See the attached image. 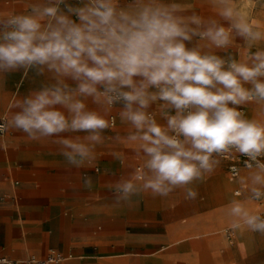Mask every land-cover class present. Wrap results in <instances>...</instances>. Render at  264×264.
Instances as JSON below:
<instances>
[{
  "label": "clouds",
  "instance_id": "9594fccd",
  "mask_svg": "<svg viewBox=\"0 0 264 264\" xmlns=\"http://www.w3.org/2000/svg\"><path fill=\"white\" fill-rule=\"evenodd\" d=\"M219 3L218 15L228 28L214 19L183 16L176 0H37L24 11L0 14V73L35 69L43 75L47 70L55 81L14 101L18 111L0 117V134L15 130L39 139L86 132L87 142L60 141L62 155L80 167L112 126L105 117L119 104L121 122L135 131L115 139L138 143L136 154L142 152L146 160L132 179L115 185L117 204L141 191L167 197L211 174L220 163L216 157L232 152L254 162L258 171L252 181L258 187L251 191L259 199L264 122L246 118L238 107L264 105V51L251 53L247 62L226 61L186 43L199 37L223 49L231 44L232 32L249 42L264 39L230 0ZM88 99L95 109L88 107ZM157 103L165 125L148 111ZM85 185L90 188L91 180ZM196 195L187 189V199ZM230 214L238 218L231 230L243 225L264 235V217L241 202L231 203ZM0 264L13 262L4 256ZM31 264H66V258L50 250L47 257L31 258Z\"/></svg>",
  "mask_w": 264,
  "mask_h": 264
},
{
  "label": "crops",
  "instance_id": "0c3cea01",
  "mask_svg": "<svg viewBox=\"0 0 264 264\" xmlns=\"http://www.w3.org/2000/svg\"><path fill=\"white\" fill-rule=\"evenodd\" d=\"M234 1L230 0L231 6ZM33 2L37 0H0V14L24 11ZM67 2L75 4L77 0ZM127 2L121 0L122 4ZM176 2L182 4L185 17L195 14L228 28L218 15L219 0ZM186 43L189 48L199 47L226 61L247 62L251 53L264 51V39L249 42L235 32L231 33V44L223 49L199 37ZM51 77L47 70L38 75L35 69L0 73V116L18 111L12 107L14 101L54 83ZM86 103L90 109L96 108L91 99ZM121 107L113 106L105 117L110 120L113 116L112 126L100 134L101 142L93 145L90 158L80 167L69 164L62 155L60 141L87 142L86 132L39 139L15 130L0 135V257H46L50 250H56L67 257L66 264H217L221 255L214 248L204 247L202 233L196 232L236 221L230 214L231 203L236 201L230 190L233 187V195H240L241 181H252L258 170L241 168L238 176L230 179L227 161L216 158L220 163L211 174L175 189L167 197L141 191L117 204L113 198L115 185L132 179L146 160L142 152L136 154L138 143L115 139L135 131L121 122ZM238 110L246 118L264 122V105L249 102ZM148 111L158 123L166 124L159 103ZM86 179L91 180L90 188L85 185ZM135 183L140 187V182ZM188 188L197 193L195 199L186 198ZM257 244L251 237L239 242L243 249Z\"/></svg>",
  "mask_w": 264,
  "mask_h": 264
},
{
  "label": "rangeland",
  "instance_id": "374dc122",
  "mask_svg": "<svg viewBox=\"0 0 264 264\" xmlns=\"http://www.w3.org/2000/svg\"><path fill=\"white\" fill-rule=\"evenodd\" d=\"M259 6H260V1ZM233 9L237 11L240 17L245 19L250 25L256 26L261 33H264V6L256 7L254 4L248 3L246 0H236L232 5ZM227 27L229 25L227 24ZM116 123L113 125L115 127ZM249 169H256L252 167ZM242 192L240 195H233L234 188L230 190V195L233 200L245 202L246 209L252 214H259L264 216V188H261L262 195L259 199L254 198L252 181L246 179L241 181ZM238 219V218H237ZM232 222H225L222 226L216 229L205 228L203 232H196L201 235L205 241L207 248H214L218 252L220 258L217 264H264V235L260 233H252L242 227L238 230H231L230 225ZM233 231V236L227 238V231ZM255 238L258 241L257 245L243 249L240 247L239 242L243 239ZM198 238H201L200 236ZM37 257V256H36Z\"/></svg>",
  "mask_w": 264,
  "mask_h": 264
},
{
  "label": "built area",
  "instance_id": "2783aa9c",
  "mask_svg": "<svg viewBox=\"0 0 264 264\" xmlns=\"http://www.w3.org/2000/svg\"><path fill=\"white\" fill-rule=\"evenodd\" d=\"M0 117H3V116H0ZM113 119H114L113 116H111L110 117V121L113 122L114 121ZM3 134L4 133H2L0 135H3ZM216 158H221V159L227 161V163H228V173H229L230 179H233V178L237 177L241 168L255 167L254 162H250L246 156H243V155H241L239 153H236V152L227 153V154H225L223 156H217ZM259 159H260L261 162H264V157H260ZM137 168H139V166ZM260 198H262V197H260ZM226 233H227V237L228 238L232 237L233 233H232L231 230H227ZM2 257H4V256H2ZM2 257H0V258H2ZM31 258H33V256L29 257V260L27 261L30 264H31ZM65 258H67V257L65 256ZM12 262H13V264H16V260H12Z\"/></svg>",
  "mask_w": 264,
  "mask_h": 264
},
{
  "label": "bare ground",
  "instance_id": "6f19581e",
  "mask_svg": "<svg viewBox=\"0 0 264 264\" xmlns=\"http://www.w3.org/2000/svg\"><path fill=\"white\" fill-rule=\"evenodd\" d=\"M248 3H251V4H254L256 7H260V6H264V0H259L261 3H260V6H259V2L258 0H246ZM202 43V42H201ZM250 173V172H249ZM244 177V175H242Z\"/></svg>",
  "mask_w": 264,
  "mask_h": 264
}]
</instances>
